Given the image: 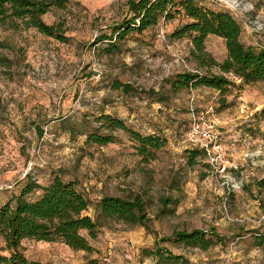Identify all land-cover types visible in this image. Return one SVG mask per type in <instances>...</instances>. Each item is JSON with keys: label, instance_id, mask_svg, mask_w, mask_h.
Instances as JSON below:
<instances>
[{"label": "rangeland", "instance_id": "1", "mask_svg": "<svg viewBox=\"0 0 264 264\" xmlns=\"http://www.w3.org/2000/svg\"><path fill=\"white\" fill-rule=\"evenodd\" d=\"M129 1L68 0L44 17L66 42L23 22L0 23V206L30 180L48 186L60 177L93 202L139 198L146 207L147 227L112 222L91 242L92 253L36 241H24L23 252L44 264H264L252 241L264 232V84L231 87L225 96L208 88L173 93L170 77L207 72L188 38H171L189 22L182 16L105 53L106 42H97L127 17ZM241 1L253 9L242 40L264 49V0ZM206 50L217 62L227 57L221 39L210 37ZM192 108L215 124L212 158L191 159L198 149L187 136ZM102 113L161 136L165 148L148 160L123 132L112 144H87L85 132ZM194 231L221 241L208 251L176 242V232Z\"/></svg>", "mask_w": 264, "mask_h": 264}, {"label": "trees", "instance_id": "2", "mask_svg": "<svg viewBox=\"0 0 264 264\" xmlns=\"http://www.w3.org/2000/svg\"><path fill=\"white\" fill-rule=\"evenodd\" d=\"M67 5L68 0H0V23L23 22L44 36L66 42L62 28L48 25L44 17ZM127 5V17L113 34H103L97 42H106L107 54L120 53L121 43L128 36L142 34L161 21H172L177 16L189 20L171 38H188L192 44L191 57L198 68H205L207 72L185 71L170 77L167 83L173 93L208 88L225 96L231 87L241 89L244 85L264 84V49L243 42V24L229 10L215 3L192 0H130ZM210 37L224 41L227 57L221 63L206 50ZM213 68L220 73H210ZM96 120L99 126L85 132L87 144L106 146L116 141L115 132H123L135 143L138 154L148 160L154 159L167 144L161 136L144 135L113 115L102 113ZM200 155L206 157L202 150L191 151V159ZM145 211V204L139 198L102 196L93 202L74 181L56 177L50 185L41 186L30 180L18 196L0 206V264H44L25 255L24 241L59 242L75 252L92 253L91 242L112 222L147 227ZM174 237L179 244L203 251L221 241L216 234L209 237L200 231L176 232ZM252 241L264 253V232H254Z\"/></svg>", "mask_w": 264, "mask_h": 264}, {"label": "built area", "instance_id": "3", "mask_svg": "<svg viewBox=\"0 0 264 264\" xmlns=\"http://www.w3.org/2000/svg\"><path fill=\"white\" fill-rule=\"evenodd\" d=\"M201 3H215L229 10L244 25V19L253 11L252 8L244 9L241 0H192ZM190 130L188 140L192 146L205 152L206 156L212 158L211 149L219 148L218 136L215 134L214 122L205 115H198L195 109L190 111Z\"/></svg>", "mask_w": 264, "mask_h": 264}]
</instances>
